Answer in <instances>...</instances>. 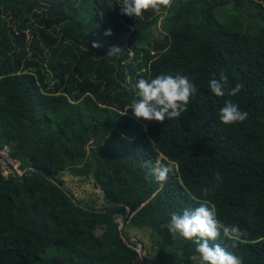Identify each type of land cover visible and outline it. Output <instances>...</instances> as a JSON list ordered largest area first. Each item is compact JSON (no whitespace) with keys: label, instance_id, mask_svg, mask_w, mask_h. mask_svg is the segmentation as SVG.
<instances>
[{"label":"trees","instance_id":"obj_1","mask_svg":"<svg viewBox=\"0 0 264 264\" xmlns=\"http://www.w3.org/2000/svg\"><path fill=\"white\" fill-rule=\"evenodd\" d=\"M121 3L0 0V148L31 170L0 169V264H150L122 236L127 206L125 235L144 232L154 264H199L164 225L205 200L245 232L213 243L264 264V0H172L140 17ZM112 46L122 53L107 56ZM221 71L226 93L243 85L236 96L211 93ZM162 73L197 86L188 110L163 123L124 115L137 81ZM227 100L246 120L221 123ZM161 164H174L165 182L148 175ZM66 172L94 181L102 205L70 199L56 183Z\"/></svg>","mask_w":264,"mask_h":264},{"label":"clouds","instance_id":"obj_2","mask_svg":"<svg viewBox=\"0 0 264 264\" xmlns=\"http://www.w3.org/2000/svg\"><path fill=\"white\" fill-rule=\"evenodd\" d=\"M171 3L172 0H122L119 5L120 14L140 17L149 9L159 13L162 6L168 7ZM105 35H111V30H106ZM92 47L99 48L100 44L93 43ZM122 51L123 48L112 46L108 50L107 56H119ZM208 86L211 93L217 97H224L226 94L236 96L243 88V85L238 83L226 93L228 78L223 71L219 73L218 78L213 77ZM134 88L137 90L138 99L132 101L124 115H127L128 111L131 110L136 120L161 123L165 119L174 120L181 117L182 113L188 110L189 103L198 92L197 86L187 76L180 73L175 75L162 73L151 79L141 78L134 85ZM247 116L248 113L242 111L239 105L232 100L225 101L219 110V120L224 125L243 122ZM6 148H9L12 153L10 147ZM173 169L174 164L152 166L148 175L154 176L159 182H165ZM1 171L4 177L14 175L23 179L31 170L25 172L21 166L8 175L2 169ZM217 179H219L218 174ZM202 194L208 195V189H203ZM164 227L174 238L179 236L194 243L199 264H242L238 256L228 251L221 244L213 242L220 239L221 236L239 241L245 236V232L237 225L222 223L217 217L215 208L210 206L206 200L202 201L198 207L184 209L182 213L173 212L170 221Z\"/></svg>","mask_w":264,"mask_h":264},{"label":"rangeland","instance_id":"obj_3","mask_svg":"<svg viewBox=\"0 0 264 264\" xmlns=\"http://www.w3.org/2000/svg\"><path fill=\"white\" fill-rule=\"evenodd\" d=\"M229 10V9H228ZM159 30H157V33ZM62 179L66 182V188L70 191V193L77 196L79 200L89 202V201H97V204L100 206L102 205V192L98 190L93 182H86L81 178L74 177L70 172H66ZM125 218H120L121 226L125 222ZM130 238L133 239L134 242L140 243L139 246L144 247V252L142 253L141 247L140 254L141 257L147 258L150 261H158V256L151 252L152 244L150 239L146 237L144 232L136 231V230H129ZM166 264H175L173 261L168 262Z\"/></svg>","mask_w":264,"mask_h":264},{"label":"water","instance_id":"obj_4","mask_svg":"<svg viewBox=\"0 0 264 264\" xmlns=\"http://www.w3.org/2000/svg\"><path fill=\"white\" fill-rule=\"evenodd\" d=\"M60 187H61V189H63V191L69 196V198L70 199H72L76 204H78V205H82L81 204V200H79L78 198H77V196L76 195H74V194H72V193H70V191L66 188V186H64L63 184H61L60 182H56ZM117 207H111V208H104V209H102V208H98V209H94V208H92V210H94V211H110V210H114V209H116ZM127 209H128V211H127V216H126V219H125V222H124V224L122 225V227H121V232H122V236H123V238L126 240V241H128V242H133V239L132 238H130V237H127L126 235H125V229H126V226L128 225V223H129V221H130V218L132 217L131 216V210H130V208L127 206L126 207ZM141 247V251H142V253L144 252V247L141 245L140 246ZM144 258V257H143ZM149 263L150 264H154L152 261H149Z\"/></svg>","mask_w":264,"mask_h":264},{"label":"built area","instance_id":"obj_5","mask_svg":"<svg viewBox=\"0 0 264 264\" xmlns=\"http://www.w3.org/2000/svg\"><path fill=\"white\" fill-rule=\"evenodd\" d=\"M21 166V162L13 158L9 148L0 149V167L6 175L13 173L15 169L18 170Z\"/></svg>","mask_w":264,"mask_h":264},{"label":"crops","instance_id":"obj_6","mask_svg":"<svg viewBox=\"0 0 264 264\" xmlns=\"http://www.w3.org/2000/svg\"><path fill=\"white\" fill-rule=\"evenodd\" d=\"M6 147H9V146H5L4 148H6Z\"/></svg>","mask_w":264,"mask_h":264}]
</instances>
